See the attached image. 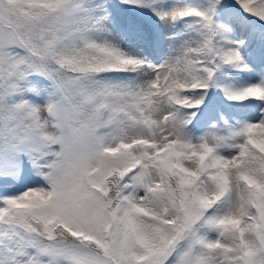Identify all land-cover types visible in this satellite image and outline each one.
Instances as JSON below:
<instances>
[{
	"label": "snow or ice",
	"instance_id": "1",
	"mask_svg": "<svg viewBox=\"0 0 264 264\" xmlns=\"http://www.w3.org/2000/svg\"><path fill=\"white\" fill-rule=\"evenodd\" d=\"M0 264H264V0H0Z\"/></svg>",
	"mask_w": 264,
	"mask_h": 264
}]
</instances>
